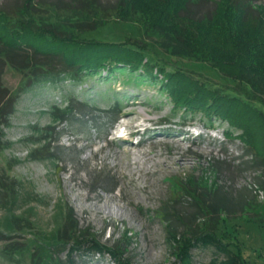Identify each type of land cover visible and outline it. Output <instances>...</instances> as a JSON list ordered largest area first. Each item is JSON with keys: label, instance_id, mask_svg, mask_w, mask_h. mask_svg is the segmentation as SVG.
<instances>
[{"label": "rangeland", "instance_id": "1", "mask_svg": "<svg viewBox=\"0 0 264 264\" xmlns=\"http://www.w3.org/2000/svg\"><path fill=\"white\" fill-rule=\"evenodd\" d=\"M115 1L99 4L106 8ZM18 2L0 0V7ZM213 2L199 0L194 12L209 13ZM72 29L81 40L140 46L154 68L183 71L264 116V96L206 63L171 56L160 38L134 23ZM40 62L46 64L37 76L32 67L8 65L1 75L14 102L1 127L0 264H32L36 258L49 264H115L106 253L85 248L68 256L80 236L86 237L80 244L92 238L116 246L129 264H177L176 247L169 245L157 213L161 207L176 213L184 222L176 223L175 233H187L195 207L177 187L187 180L226 198L227 210L219 214L226 222L217 226L218 237L228 235L223 243L248 264H264V158L254 161L257 153L264 154V125L254 142L233 129L226 138L228 128L218 116L205 119L173 108L153 73L117 67L57 78L64 69L56 58ZM138 128L139 134L129 135ZM215 162L221 166L212 172ZM216 197L213 192V201ZM198 216L190 224L193 230L206 222ZM188 256L191 264L223 259L210 247H191Z\"/></svg>", "mask_w": 264, "mask_h": 264}, {"label": "trees", "instance_id": "2", "mask_svg": "<svg viewBox=\"0 0 264 264\" xmlns=\"http://www.w3.org/2000/svg\"><path fill=\"white\" fill-rule=\"evenodd\" d=\"M198 1L116 0L103 8L99 0H19L12 7H0V139L1 127L6 125L14 102L3 86V68L6 65L17 70L32 67L37 76V69L42 72L46 64L40 61L56 58L64 69L57 78L67 72L73 78L97 75L103 70L119 69L117 67L142 70L148 75L153 73V77L162 82L163 92L173 108L182 109L184 113H199L205 119L216 115L226 123L229 131L224 134L226 138L233 129L240 131L245 140L254 142V138L261 136L259 128L260 124L264 125V116L247 102L210 88L183 71L166 72L154 68L140 46L81 40L70 31L72 28L93 30L111 22L134 23L144 34L160 38L171 56L206 63L225 77L248 86L253 94L264 96V4H258L260 0H214L209 13L198 15L193 8ZM66 27L70 30L64 29ZM263 158L264 154L257 153L254 161L261 162ZM216 163L211 166L212 172L221 166L220 162ZM187 181L177 185L178 191L189 197L195 207L188 224L184 223L187 233H175L176 223L184 222L176 213L163 207L157 213L164 223L169 245L172 243L176 247L177 264H191L188 251L194 246L210 247L223 256L208 264H248L237 251L229 249V244L223 243L228 235L218 237L216 233L217 226L226 222L219 216L227 210L226 198L220 194L216 197L215 188L205 190L196 180ZM261 188L264 191V186ZM207 196L210 202L205 205ZM198 215L206 222L203 228L196 225L193 230L190 224L199 218ZM65 221L66 229L72 231L74 226L69 223L70 219ZM83 237L73 241V245L78 246L73 249L72 245L68 256L85 248V252L106 253L115 264H129L124 258L125 252L116 246L108 248L92 238L80 244ZM32 264L49 262L36 258Z\"/></svg>", "mask_w": 264, "mask_h": 264}, {"label": "bare ground", "instance_id": "3", "mask_svg": "<svg viewBox=\"0 0 264 264\" xmlns=\"http://www.w3.org/2000/svg\"><path fill=\"white\" fill-rule=\"evenodd\" d=\"M139 131H140V129L138 128L137 131H135L134 133L132 132V133H130L129 135L132 136V135L139 134Z\"/></svg>", "mask_w": 264, "mask_h": 264}]
</instances>
